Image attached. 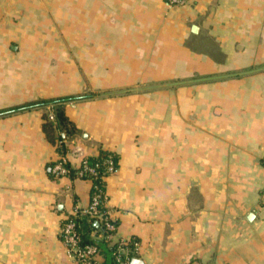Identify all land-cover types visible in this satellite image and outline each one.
Returning <instances> with one entry per match:
<instances>
[{
	"label": "crops",
	"instance_id": "0c3cea01",
	"mask_svg": "<svg viewBox=\"0 0 264 264\" xmlns=\"http://www.w3.org/2000/svg\"><path fill=\"white\" fill-rule=\"evenodd\" d=\"M168 2L0 0V111L85 97L60 143L45 109L0 117V264H77L62 221L91 187L52 167L102 151L143 264H264V0ZM62 33L72 59H48ZM195 77L214 79L152 88Z\"/></svg>",
	"mask_w": 264,
	"mask_h": 264
},
{
	"label": "built area",
	"instance_id": "2783aa9c",
	"mask_svg": "<svg viewBox=\"0 0 264 264\" xmlns=\"http://www.w3.org/2000/svg\"><path fill=\"white\" fill-rule=\"evenodd\" d=\"M190 0H169V7H185ZM49 119L55 120L53 108H49ZM71 170L76 172V179L86 181L91 187L90 204L86 208L76 207L62 221L61 238L67 247L69 256L77 264H101L103 254L97 244H83L82 233L79 231L78 223L70 220V216L87 215L98 224V230L92 232L95 239H103L107 235V240L117 244L116 257L117 264H130L133 259H137L140 251V243L135 239L115 240L118 231V223L113 217V211L108 206V194L106 186L95 183V180L107 179L118 172V161L112 153L106 157L102 163L92 165L88 157H84L78 166L69 163L66 156H63L52 167V174L55 178L70 177Z\"/></svg>",
	"mask_w": 264,
	"mask_h": 264
},
{
	"label": "trees",
	"instance_id": "16d2710c",
	"mask_svg": "<svg viewBox=\"0 0 264 264\" xmlns=\"http://www.w3.org/2000/svg\"><path fill=\"white\" fill-rule=\"evenodd\" d=\"M83 99H85V97L82 96L42 99L32 103L13 107L5 111H0V117H6L16 113H23L36 109H45L46 112L43 115V131L46 135V138L51 143H60L75 134V126L66 114V105ZM49 108H53V113L55 114L54 121L49 119ZM63 149L64 152H66V148ZM112 153L113 152L102 151L97 157H88V160L92 165L102 163L103 160ZM113 154L116 156L117 161H119L118 156L115 153ZM70 177L76 179V172L74 170H71ZM95 183L102 186V188L107 185V182L103 181L101 178L95 180ZM69 218L70 220H74L78 223L79 231L82 233V243L84 245L97 244L101 248V252L103 254V261L101 264H117L116 248L118 245L107 240V235H105L103 239H95L92 237V232L94 230H98L96 221L87 215H78L76 217L70 216Z\"/></svg>",
	"mask_w": 264,
	"mask_h": 264
},
{
	"label": "rangeland",
	"instance_id": "374dc122",
	"mask_svg": "<svg viewBox=\"0 0 264 264\" xmlns=\"http://www.w3.org/2000/svg\"><path fill=\"white\" fill-rule=\"evenodd\" d=\"M65 35H67V33H62V38L60 42H57V40H55L53 45L46 47L45 51H46V57L48 59H72V57L69 54L67 37L64 38ZM77 59H83V55L80 56L78 54ZM191 80H199V79L195 77L194 79H190L189 81Z\"/></svg>",
	"mask_w": 264,
	"mask_h": 264
},
{
	"label": "water",
	"instance_id": "95a60500",
	"mask_svg": "<svg viewBox=\"0 0 264 264\" xmlns=\"http://www.w3.org/2000/svg\"><path fill=\"white\" fill-rule=\"evenodd\" d=\"M197 27L193 28V32L196 33L197 31ZM225 77H229V76H222V77H216V78H225ZM214 78H208V79H199V80H191V81H185V82H179V83H173V84H167V85H162V86H157V87H152V88H158V87H170V86H177V85H185V84H191V83H197V82H201V81H206V80H211ZM252 217H254V215H252ZM96 226H98V224L96 223ZM131 264H143L141 260L139 259H133Z\"/></svg>",
	"mask_w": 264,
	"mask_h": 264
}]
</instances>
